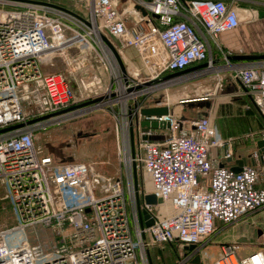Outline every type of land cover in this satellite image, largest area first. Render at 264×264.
<instances>
[{
	"label": "built area",
	"instance_id": "1",
	"mask_svg": "<svg viewBox=\"0 0 264 264\" xmlns=\"http://www.w3.org/2000/svg\"><path fill=\"white\" fill-rule=\"evenodd\" d=\"M33 1L54 6L0 0V193L5 194L0 201H11L18 216L16 225L0 227V264H154L156 246L181 247L178 264H190L219 231L218 221L233 226L248 215L264 214V162L254 154L261 169L248 164L240 172L215 167L213 149L225 150V159L233 153L231 141L209 117L192 121L193 129L184 133L183 122L171 114L139 115V124H133L134 159L131 155L130 107L134 121L147 99L190 79L184 74L159 81L167 74L200 63L207 64L204 73L215 70L212 45L264 118V61L234 65L220 44L224 33L241 26L237 5L246 0H91L88 15L55 0ZM103 36L116 40L121 50L135 49L145 72L130 67L124 76ZM78 46L85 51L79 53ZM64 52L71 66L94 54L103 70L118 80L120 98L111 100L116 94L110 85L104 89L100 78L85 82L73 72L70 79L44 74L40 59ZM115 101L123 109L115 115L116 128L123 131L121 138L117 135L120 170L115 177L83 163L56 165L36 147L38 134L110 108ZM193 102L196 99L182 103ZM145 120L168 124L169 135L162 142L152 140L153 130L140 126ZM133 162L148 191L138 184L136 193ZM137 195L141 210L150 215L144 223L154 221L151 227H141ZM148 195L158 203L147 204ZM158 205H165L166 212L159 213ZM38 225L55 235L52 250L30 242L27 230ZM191 245L195 250L183 254ZM240 249L238 242L221 244V258L214 264H264V248L243 259L237 257Z\"/></svg>",
	"mask_w": 264,
	"mask_h": 264
},
{
	"label": "crops",
	"instance_id": "2",
	"mask_svg": "<svg viewBox=\"0 0 264 264\" xmlns=\"http://www.w3.org/2000/svg\"><path fill=\"white\" fill-rule=\"evenodd\" d=\"M126 1L122 0L123 3ZM237 7L241 26L244 25L245 28L240 26L234 31L224 33L220 37L221 46L232 56L248 55L247 53L250 52L264 54V16L260 17V13L264 14V2L256 3L255 0H246L239 2ZM145 26L147 27L146 24ZM112 42L125 66L128 62L132 63L133 67L142 68V61L135 49L121 50L116 40ZM211 56L215 63V70L204 73L205 67H198L205 63L193 66L194 69L185 74L190 79L169 88L166 92L160 91L150 97L143 108L168 107L169 114L183 122L184 133H189L193 129L192 121L209 117L220 135L225 140L231 141L233 153L231 158L225 159V150L213 149L210 155L213 165L234 168L240 164H248L261 169L263 164L253 156L259 155L258 143L262 140L264 118L256 108L252 97L234 78L233 70L229 69L222 53L214 45H212ZM231 63L239 65L247 61L231 60ZM166 95L169 100H166ZM202 98L207 99L201 101ZM191 99H196V102L182 103ZM159 101L161 104H158ZM152 130L155 134L154 140L157 142H162L169 135L167 129ZM216 225L219 231L212 236L210 242L216 236L224 235V243L238 242L241 247L246 248L244 251L249 256L264 248V214L262 212L248 215L233 226L223 225L219 221ZM259 237L261 240H258ZM253 250L254 252L250 253Z\"/></svg>",
	"mask_w": 264,
	"mask_h": 264
},
{
	"label": "rangeland",
	"instance_id": "3",
	"mask_svg": "<svg viewBox=\"0 0 264 264\" xmlns=\"http://www.w3.org/2000/svg\"><path fill=\"white\" fill-rule=\"evenodd\" d=\"M55 2L61 6L69 8L70 10L85 15L89 14L88 8L89 4L91 5V0H55ZM255 2L263 3L261 0H255ZM123 9L124 7L120 6V10ZM243 14L244 13H242V15ZM130 17L129 26L133 28L136 26V23L132 20V16ZM142 25L145 26V23H142ZM242 28L244 29L245 26L243 25ZM77 51L80 53V51L83 52L85 49L83 46H78ZM66 53L67 52L49 53L48 55L43 56L40 59L42 72L44 74H63L67 79L72 77L71 73L73 72L77 79L82 78L85 82H91L94 78H100L104 85V89L110 85L111 93L116 94V96L111 97L110 99L118 100L120 98V95L118 94V89L120 88L118 80L109 76L108 73L103 70L94 54L87 55L85 60L78 61L71 66L69 63L70 59ZM247 54L251 55L252 53L250 52ZM125 67L126 69H129L133 66L132 63L129 64L127 62ZM139 69H142L143 72L146 70L145 66H142V68L140 67ZM135 70H132L131 73H134ZM72 84L75 85L74 82H72ZM112 104H114V106H112ZM112 104H110V108H107L108 110L101 109L95 111L92 114L65 124L60 128L51 129L48 132L38 134L36 147L40 148L44 154L51 156L56 165L83 163L90 165L96 171L104 173L110 177H115L120 170L117 135L121 138L123 134L120 127L119 129L116 128L117 121L115 120V115L116 113L120 115L123 112V109L118 101H115ZM133 104L134 101L128 102V105L133 106ZM25 105L26 108L29 107V104L26 103ZM134 132L136 134V129ZM122 168L124 169L125 167L122 165ZM137 173L139 188L143 187L145 191H148V183L145 181L139 166H137ZM125 176V183H127V181H129L127 173ZM4 195L5 194L0 193V197ZM167 206L171 210V206ZM157 209L161 214L166 212L165 205H158ZM17 223L18 216L13 203L11 201H0V227L7 228L16 225ZM27 235L30 242L34 245H41L45 251L52 250L56 245L53 232L42 225L28 229ZM223 236L224 235L216 236L201 250L200 255L202 256V264H214L221 258V244L224 243ZM258 240H261V237H259ZM160 248V246L152 247V260H154V264L179 263L181 256L178 253L181 252V247L177 249L164 247L165 249L163 250ZM245 249V247H241L237 252V257L239 259L249 256L245 253ZM253 252L254 250L250 253ZM139 256L140 252L138 251V257Z\"/></svg>",
	"mask_w": 264,
	"mask_h": 264
},
{
	"label": "water",
	"instance_id": "4",
	"mask_svg": "<svg viewBox=\"0 0 264 264\" xmlns=\"http://www.w3.org/2000/svg\"><path fill=\"white\" fill-rule=\"evenodd\" d=\"M31 2H36V3H41V4H46V5H50V6H54L52 4L49 3H45V2H37V1H33V0H28ZM137 9H140L143 11L144 15H146L147 13L141 9L140 7H137ZM264 14L260 13V17H263ZM158 18V17H156ZM103 41L106 43V45L110 48V50L113 53V56L116 60V62L119 65V68L121 70V72L123 73L124 76L127 75L126 72V67L120 57L119 52L117 51V49L115 48V46L113 45V43L105 36L102 37ZM228 59L234 60V61H247V62H257V61H264V54H251V55H238V56H230L228 57ZM207 64L201 65L198 68H203L206 67ZM194 68H190V69H186L184 71H180L174 74H171L169 76L163 77L161 78L159 81H165L168 80L170 78L173 77H178L181 75H184L186 73H189L193 70ZM152 83V82H151ZM149 83V84H151ZM169 114V108L168 107H160V106H156V107H151V108H144L141 109L139 114L136 115L135 120L133 121L132 119V109L130 107V113H129V118H130V140H131V155L132 158L134 159L135 157V138H134V129H133V124L135 123V125L139 124V115L142 117H152V116H156V117H161V116H165ZM140 126L142 128H147V129H168L169 125L166 123H158L156 121H142L140 122ZM155 138L153 137L152 140H154ZM145 140H148L147 138ZM258 149H259V156L262 162H264V139L260 140L258 143ZM246 165V164H245ZM242 164H240V166L233 168V170H235L236 172H240L242 170ZM132 175H133V181H134V189L136 191V193H138V173H137V166L136 163L133 162L132 164ZM146 203L147 204H151V205H156L158 203L157 199L155 198L154 195H148L145 198ZM137 207H138V212H139V216H140V220H141V227H151L154 224V221H148L146 223H144V220H147L150 218V215L146 212V211H142L141 210V204H140V200L138 198L137 195ZM195 245H191L188 247H185L184 249L188 252L195 250ZM190 264H201V256L197 255Z\"/></svg>",
	"mask_w": 264,
	"mask_h": 264
},
{
	"label": "bare ground",
	"instance_id": "5",
	"mask_svg": "<svg viewBox=\"0 0 264 264\" xmlns=\"http://www.w3.org/2000/svg\"><path fill=\"white\" fill-rule=\"evenodd\" d=\"M121 92H122L121 95L123 96V97H122V102L125 103V101H126V97H125V95H124V94H125V91L122 90ZM127 162H129L128 158H127ZM149 188H150V187H149Z\"/></svg>",
	"mask_w": 264,
	"mask_h": 264
},
{
	"label": "flooded vegetation",
	"instance_id": "6",
	"mask_svg": "<svg viewBox=\"0 0 264 264\" xmlns=\"http://www.w3.org/2000/svg\"><path fill=\"white\" fill-rule=\"evenodd\" d=\"M186 253H187V251H184V252H183V254H186Z\"/></svg>",
	"mask_w": 264,
	"mask_h": 264
}]
</instances>
